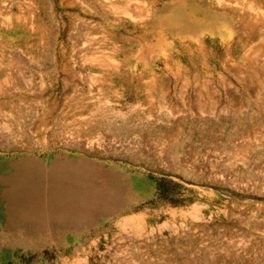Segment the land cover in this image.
<instances>
[{"label":"rangeland","instance_id":"374dc122","mask_svg":"<svg viewBox=\"0 0 264 264\" xmlns=\"http://www.w3.org/2000/svg\"><path fill=\"white\" fill-rule=\"evenodd\" d=\"M0 264H264V0H0Z\"/></svg>","mask_w":264,"mask_h":264},{"label":"crops","instance_id":"0c3cea01","mask_svg":"<svg viewBox=\"0 0 264 264\" xmlns=\"http://www.w3.org/2000/svg\"><path fill=\"white\" fill-rule=\"evenodd\" d=\"M46 167H49L50 170H52L55 174H57V170L58 168H61V167H67V163L65 161H63L61 158H53L52 160H50L48 163H44L42 162ZM70 166V165H69ZM56 168V169H54ZM64 170V168H63ZM81 170V168H80ZM74 172H77V166L74 165V169H73ZM56 175L53 176V178L50 180L51 183L49 184V188L51 190H62V189H66V185L65 183L63 184H59V182H57L55 179H57ZM55 180V181H54ZM54 182V183H53ZM74 188H77V185H75ZM79 188L81 189V184L79 185Z\"/></svg>","mask_w":264,"mask_h":264}]
</instances>
